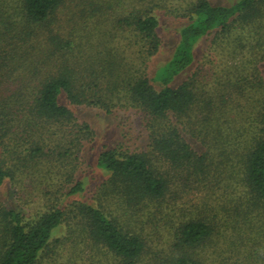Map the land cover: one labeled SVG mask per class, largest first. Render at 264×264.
Segmentation results:
<instances>
[{"label": "trees", "instance_id": "obj_1", "mask_svg": "<svg viewBox=\"0 0 264 264\" xmlns=\"http://www.w3.org/2000/svg\"><path fill=\"white\" fill-rule=\"evenodd\" d=\"M80 106L144 143L87 170ZM3 190L0 264H264V0H0Z\"/></svg>", "mask_w": 264, "mask_h": 264}, {"label": "rangeland", "instance_id": "obj_2", "mask_svg": "<svg viewBox=\"0 0 264 264\" xmlns=\"http://www.w3.org/2000/svg\"><path fill=\"white\" fill-rule=\"evenodd\" d=\"M234 0H212L213 3L217 4H231ZM88 46L90 47L89 52L92 53L94 50L102 49L103 47L100 45V43L97 45L96 49L93 47L94 42H100V38L97 40L96 36L93 35V37H88ZM103 42V41H102ZM101 42V43H102ZM111 40L105 42V45H111ZM118 41L115 39L113 42V45H117ZM131 51H129L130 53ZM168 57V54L164 52L159 58L152 59V61L149 62L150 67L153 69V66L155 63L164 62ZM78 58V57H77ZM97 56H93L90 59V63H86L87 67L90 69L91 66L93 67H99L98 64H94L96 62ZM156 58V57H155ZM79 60L81 57L78 58ZM89 60V59H88ZM93 62V63H92ZM150 68V69H151ZM101 75L102 82L104 84L102 85H108L106 84L108 81L103 79V74ZM105 78V77H104ZM100 79V80H101ZM77 108V107H75ZM77 116L81 120H87L93 127L95 131V138L92 142H89L84 147V159L85 162L82 166L86 167V169H90V166H88L89 161L93 158L95 153L103 147L106 143H117L121 141L123 143V148H128L130 150H137L140 148L141 144L144 143L143 139H141L142 134L140 132V125L138 124L137 115L132 110H125V111H119L115 112L114 114H106L103 111L97 109V108H89V107H82L76 109ZM120 139V140H119ZM91 176V178H95L94 174L91 175L89 172L88 174ZM55 179V176H53ZM21 179V180H20ZM54 179H48L47 182L51 183L50 180ZM46 182V184H47ZM45 183V182H44ZM46 184L43 185V179L42 180H29V178L24 176H21L19 180H16L14 182V185L16 186L15 189L18 192V196L20 199L24 200L25 202H28L29 205L37 206L40 203L44 202L47 197H52V195L48 196L44 194V191L47 189ZM11 188V187H10ZM13 189V188H12ZM15 189H13L15 193ZM11 190V189H10ZM5 190H3L4 193ZM7 191L8 188H7ZM12 191V190H11ZM6 192V191H5ZM2 191H0V198L5 199L7 198V194H3ZM4 196V197H3Z\"/></svg>", "mask_w": 264, "mask_h": 264}]
</instances>
